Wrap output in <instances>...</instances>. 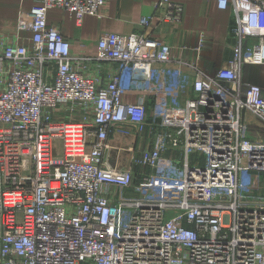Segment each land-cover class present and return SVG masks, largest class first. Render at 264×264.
<instances>
[{
	"label": "built area",
	"instance_id": "obj_1",
	"mask_svg": "<svg viewBox=\"0 0 264 264\" xmlns=\"http://www.w3.org/2000/svg\"><path fill=\"white\" fill-rule=\"evenodd\" d=\"M104 5L41 0L18 20L31 46L0 40V264H264V192L243 181L264 176V139L250 138L246 117L264 122V88L243 79L245 65H264V0H218L234 12L233 56L211 74L153 38L152 16L140 19L142 32L104 33L96 59L119 68L99 86L73 66L47 13L81 23ZM155 7L181 23V3ZM62 105L81 109L82 121H56ZM148 126L160 129L151 145L113 167L111 136Z\"/></svg>",
	"mask_w": 264,
	"mask_h": 264
},
{
	"label": "crops",
	"instance_id": "obj_2",
	"mask_svg": "<svg viewBox=\"0 0 264 264\" xmlns=\"http://www.w3.org/2000/svg\"><path fill=\"white\" fill-rule=\"evenodd\" d=\"M40 1L0 0V40L4 39L8 44L31 46V32L29 30L18 32L17 25L21 13L30 12ZM158 1L105 0L101 16L86 15L81 23L67 11L51 8L47 13V19L49 25L59 28L70 42L73 66L86 76L96 79L99 86H105L119 68L117 62L96 59L100 37L104 33L142 32L144 29L139 25V21L145 16L153 17L152 26L148 30L150 35L170 45L171 55L175 59L195 64L209 74L227 65L233 56L231 45L234 42L231 34L234 12L230 7L219 8L218 0H173L184 7L181 23L173 24L161 20L164 9L155 7ZM200 43L202 47L198 50ZM184 72L186 76L184 81L191 84L194 72L189 68H185ZM243 79L264 88V65H245ZM124 100L136 102L138 95L126 93ZM67 109L66 106H60L55 113V120L67 124L82 121L81 109H76L73 113ZM92 117L93 113L88 115L89 120H92ZM246 117L250 123V138L253 141L263 140L264 122L251 114H246ZM156 130L160 129L155 127L153 130L151 126L147 128L145 135L150 140L148 145H151ZM119 134L121 131L113 134L109 144L122 138ZM128 164H131L130 159ZM135 167L133 165L134 170ZM136 172L139 170H135ZM137 178L135 174V179ZM1 225L0 215V230Z\"/></svg>",
	"mask_w": 264,
	"mask_h": 264
},
{
	"label": "rangeland",
	"instance_id": "obj_3",
	"mask_svg": "<svg viewBox=\"0 0 264 264\" xmlns=\"http://www.w3.org/2000/svg\"><path fill=\"white\" fill-rule=\"evenodd\" d=\"M150 120V119H149ZM149 127V126H148ZM147 127V128H148ZM147 128L142 132H135L133 129H128L126 132H121L119 134L122 138L116 139V141L111 142V148L108 151L107 159L113 167H127L129 159H135L139 156L140 150L146 148L149 143L148 137L145 135ZM70 129V128H69ZM70 133V130H68ZM134 142L135 151L130 154L129 145ZM54 155L62 156L63 147L59 140L53 142ZM197 156L195 154L191 155V159H195ZM202 162H204V157H202ZM203 164V163H202ZM134 169V168H133ZM135 170H140L139 167H135ZM243 181L247 185V189L251 192H264V176L259 173L252 172L250 176L243 174ZM119 191V190H118ZM1 215V214H0ZM2 229L0 230V236Z\"/></svg>",
	"mask_w": 264,
	"mask_h": 264
}]
</instances>
